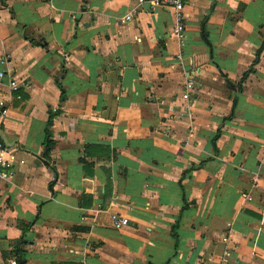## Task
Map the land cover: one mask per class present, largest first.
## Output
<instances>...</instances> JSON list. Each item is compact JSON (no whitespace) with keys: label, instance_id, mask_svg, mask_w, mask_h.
I'll return each mask as SVG.
<instances>
[{"label":"crops","instance_id":"0c3cea01","mask_svg":"<svg viewBox=\"0 0 264 264\" xmlns=\"http://www.w3.org/2000/svg\"><path fill=\"white\" fill-rule=\"evenodd\" d=\"M150 1L0 0V264H264V0Z\"/></svg>","mask_w":264,"mask_h":264},{"label":"built area","instance_id":"2783aa9c","mask_svg":"<svg viewBox=\"0 0 264 264\" xmlns=\"http://www.w3.org/2000/svg\"><path fill=\"white\" fill-rule=\"evenodd\" d=\"M191 0H152L150 1L151 6H166L168 8H171L174 12V27H173V36L178 42H183L185 39V27H184V15L183 10L186 7V5ZM144 0H137L138 5L142 4ZM131 19V14H128L125 16L124 20L122 22H128ZM178 59H180V56H177ZM3 75L0 73V78ZM8 78L10 80V85L12 91L16 94V98L18 99V91L19 86L16 84L11 75L8 74ZM193 90V82L191 80H187L183 85V92L180 96L182 102H183V109L185 112H189V96L190 93ZM8 106L4 100H0V112L1 116H6L8 113ZM12 170H13V162L8 156V152L3 146V144L0 142V181L1 182H8L11 179L12 176ZM129 224L128 220L126 218L122 217H114L113 216V224L112 228L114 230H120L121 228L127 227ZM229 252L223 253V260L222 264H225L226 260L230 257ZM8 264H16V259H11Z\"/></svg>","mask_w":264,"mask_h":264},{"label":"trees","instance_id":"16d2710c","mask_svg":"<svg viewBox=\"0 0 264 264\" xmlns=\"http://www.w3.org/2000/svg\"><path fill=\"white\" fill-rule=\"evenodd\" d=\"M14 254L16 255V264H22L23 263V257H24V251L21 249H18L17 247L13 250Z\"/></svg>","mask_w":264,"mask_h":264}]
</instances>
